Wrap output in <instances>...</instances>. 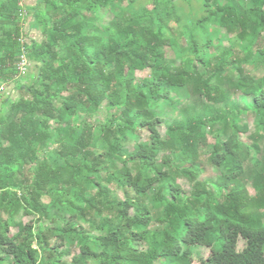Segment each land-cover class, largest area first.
<instances>
[{
  "label": "trees",
  "instance_id": "16d2710c",
  "mask_svg": "<svg viewBox=\"0 0 264 264\" xmlns=\"http://www.w3.org/2000/svg\"><path fill=\"white\" fill-rule=\"evenodd\" d=\"M249 67L264 0H0V264H264Z\"/></svg>",
  "mask_w": 264,
  "mask_h": 264
},
{
  "label": "rangeland",
  "instance_id": "374dc122",
  "mask_svg": "<svg viewBox=\"0 0 264 264\" xmlns=\"http://www.w3.org/2000/svg\"><path fill=\"white\" fill-rule=\"evenodd\" d=\"M26 1H27L28 4H37L40 0H26ZM32 20H33L32 17L31 18H28L27 17V19L25 21V24H26V28H25V31H26V40H27V42L29 44H31V42L34 41V40H37V41L44 40V35L42 34V32L37 31V30L31 28V26H32ZM230 42L231 41H226L224 43V46L223 47H217L216 50L217 51H220V50L224 49L225 46H227V47L228 46H231V43ZM236 49H238V48L236 47ZM171 53L172 52L170 51V54ZM249 70L251 72H253L255 75H257L258 77L259 76H264V73L262 71H259L257 69H254V67H249ZM30 72L33 73L34 70L31 69ZM148 75H149L148 71H146V72H138L137 73V76L138 77H145V76H148ZM5 92L8 95H10V97L14 98L15 100L18 99L19 96L21 95V92H19L18 89H16V86L13 83H11L10 85H8V86L5 87ZM236 100L240 101L243 105L246 104V100H244L243 95H241V94H237L236 95ZM241 120L243 122H245V124L248 126V128H251L253 130V127H254V124H255L254 123L255 121H254V116L253 115H249L248 117H246V115L245 116H242L241 117ZM147 139H148V134L147 133H144L143 136H142V138H141V141H146ZM243 140H246L247 141L246 135L243 136ZM211 142H213V140H211ZM134 144H136V143L135 142H132L130 144L129 148L130 149H133V145ZM214 175H215L214 171L213 170H209L204 175V178H206L208 176H214ZM249 190H250L251 195L254 196L255 195L254 189L252 187H249ZM118 193H119V195L121 197H123V194L121 192H118ZM32 219H34L32 216H29V218H24L22 220L23 223L19 222V221H21V220H19L18 221L19 222V228L13 229L11 231L12 235H17L20 232L23 224H28ZM73 252H74V254H76V253L79 252V250L78 249H74ZM164 262L165 261L160 260V261H157L156 264H166ZM194 264H200V260L198 258L195 259V263Z\"/></svg>",
  "mask_w": 264,
  "mask_h": 264
},
{
  "label": "built area",
  "instance_id": "2783aa9c",
  "mask_svg": "<svg viewBox=\"0 0 264 264\" xmlns=\"http://www.w3.org/2000/svg\"><path fill=\"white\" fill-rule=\"evenodd\" d=\"M28 65V62L27 60H24L22 63H21V68L22 70H24L25 66Z\"/></svg>",
  "mask_w": 264,
  "mask_h": 264
},
{
  "label": "crops",
  "instance_id": "0c3cea01",
  "mask_svg": "<svg viewBox=\"0 0 264 264\" xmlns=\"http://www.w3.org/2000/svg\"><path fill=\"white\" fill-rule=\"evenodd\" d=\"M27 2V1H26Z\"/></svg>",
  "mask_w": 264,
  "mask_h": 264
}]
</instances>
